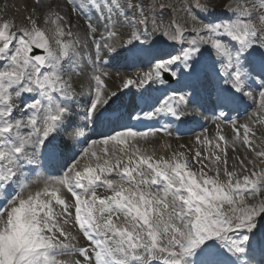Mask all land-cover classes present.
Wrapping results in <instances>:
<instances>
[{"label":"snow or ice","instance_id":"1","mask_svg":"<svg viewBox=\"0 0 264 264\" xmlns=\"http://www.w3.org/2000/svg\"><path fill=\"white\" fill-rule=\"evenodd\" d=\"M35 2L0 19V264H264V0Z\"/></svg>","mask_w":264,"mask_h":264},{"label":"rangeland","instance_id":"2","mask_svg":"<svg viewBox=\"0 0 264 264\" xmlns=\"http://www.w3.org/2000/svg\"><path fill=\"white\" fill-rule=\"evenodd\" d=\"M2 2L3 1L0 0L1 4ZM16 3H19V4H16ZM14 4H16V6ZM28 6L29 5H27L26 3H20L19 0H14V2H9V4L1 5L0 9H4V12H6V14L2 16L0 15V19L9 17L11 19H14L15 21L16 19H18L20 23H23L25 22V18L28 15H30L32 12V10H30ZM71 19L74 24L82 25V23L79 20H77L75 15H73ZM81 30L83 29L81 28ZM111 71H113V74L117 73V70H111ZM115 75L111 76V79H110L111 82H115L114 86L118 84V79H117V76L115 77Z\"/></svg>","mask_w":264,"mask_h":264},{"label":"bare ground","instance_id":"3","mask_svg":"<svg viewBox=\"0 0 264 264\" xmlns=\"http://www.w3.org/2000/svg\"><path fill=\"white\" fill-rule=\"evenodd\" d=\"M60 5H61L62 8L64 7V4H63L62 0L60 1ZM208 128H209V135L214 134V132H215V128H214V126L208 124ZM225 132H227L226 129H225ZM186 140H187V138L182 139L181 143H186Z\"/></svg>","mask_w":264,"mask_h":264}]
</instances>
